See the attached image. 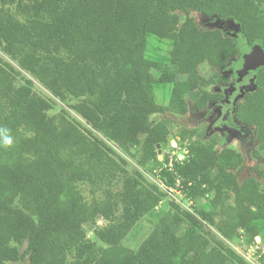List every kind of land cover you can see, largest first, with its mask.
<instances>
[{
	"label": "trees",
	"instance_id": "obj_1",
	"mask_svg": "<svg viewBox=\"0 0 264 264\" xmlns=\"http://www.w3.org/2000/svg\"><path fill=\"white\" fill-rule=\"evenodd\" d=\"M191 12L264 49V0H0V129L14 141L0 147V264H248L225 242L264 244V66L234 110L254 134V165L185 128V158L158 159L169 121L153 117L222 101L211 89L231 84L221 71L238 57L235 38L200 29ZM155 84L170 87L165 105ZM173 189L190 211L167 202L135 250L86 239L101 220L96 236L122 241Z\"/></svg>",
	"mask_w": 264,
	"mask_h": 264
},
{
	"label": "rangeland",
	"instance_id": "obj_2",
	"mask_svg": "<svg viewBox=\"0 0 264 264\" xmlns=\"http://www.w3.org/2000/svg\"><path fill=\"white\" fill-rule=\"evenodd\" d=\"M181 16H183V14H181ZM190 16L195 20L198 27L202 30L219 29L226 36L235 38L238 45V57L229 65L228 68L221 71V73L229 74L231 77V84L229 83L227 86H220L211 89V91H216L223 95L222 101L209 104L208 107L201 112L195 110L190 102L188 105V111L184 115L166 113L163 115H155L153 117L157 120L166 118L169 121L170 136L168 138V144L161 152L160 156L162 158L159 160H162L163 156H169L172 160H174V157L178 160L184 159L186 152L184 151L181 143H179V148L174 150L175 153L172 154L171 142L175 141L176 132L181 128H185L194 129L196 131V134L193 136L195 139L216 134L219 137V148L228 147L240 152L246 159V166L250 167L255 164V161L252 158V151L256 146L254 134L250 129L241 126L235 121L234 110L236 103L246 93L255 90L253 77L255 70L260 66H264V49L246 48L243 40L238 35L237 27L230 21L220 20L216 17H205L193 12L190 13ZM162 46L165 48L164 45ZM0 56H2L1 53ZM12 65L16 67V69H19L15 64L12 63ZM19 71L21 70L19 69ZM203 73H205V70H203ZM22 78H24L25 81L30 82L32 84V88L40 95L51 99V95L42 89L24 72H22ZM169 89L170 87L168 85H154L155 97L159 104L165 105V103H167ZM194 99L195 97L192 95L189 100L193 101ZM73 102L74 101H71L68 104ZM66 106V104L62 105L69 115L84 124L82 119ZM198 134H202V137L197 138ZM107 143L112 147V144L109 142ZM117 153L120 154V152ZM120 155L124 157V155ZM128 162L133 164L131 160ZM145 176L150 182L157 183L155 172L151 175L145 173ZM160 188L163 190L162 187ZM166 194V197L161 201V203H159V205L152 212L142 218V220L138 222L131 230L129 235L122 241L115 240L108 233L105 234L104 239L100 240L96 236V232L106 231L105 224L101 220L91 222L86 226V239L89 241H96V243L101 247H107L113 244H121L125 247H128L129 249L135 250L141 240L145 238L151 231L153 222H155L165 212L167 202L174 201L183 209L190 211L189 207L192 203L190 201L187 202V200L184 199V195L179 190L173 189ZM255 242V244H252L246 250H243L242 247L237 243H225L239 256H241L248 264H257L256 259L258 255L260 253H264V244H260V239L259 241L255 240ZM13 245L20 251H23V246L16 244ZM15 264H28V262L26 259H24Z\"/></svg>",
	"mask_w": 264,
	"mask_h": 264
},
{
	"label": "clouds",
	"instance_id": "obj_3",
	"mask_svg": "<svg viewBox=\"0 0 264 264\" xmlns=\"http://www.w3.org/2000/svg\"><path fill=\"white\" fill-rule=\"evenodd\" d=\"M14 145L13 137L7 129H0V147L12 148Z\"/></svg>",
	"mask_w": 264,
	"mask_h": 264
},
{
	"label": "built area",
	"instance_id": "obj_4",
	"mask_svg": "<svg viewBox=\"0 0 264 264\" xmlns=\"http://www.w3.org/2000/svg\"><path fill=\"white\" fill-rule=\"evenodd\" d=\"M172 143V145H171V149H172V154H174L175 152H174V150L176 149V148H178V142H175V141H173V142H171ZM185 158V157H184ZM175 160H177V161H182V160H178V159H175Z\"/></svg>",
	"mask_w": 264,
	"mask_h": 264
},
{
	"label": "water",
	"instance_id": "obj_5",
	"mask_svg": "<svg viewBox=\"0 0 264 264\" xmlns=\"http://www.w3.org/2000/svg\"><path fill=\"white\" fill-rule=\"evenodd\" d=\"M254 48H258V47L256 46V47H254ZM157 148H158V149H157V154L159 155V156H158V159H161V158H162V157L160 156V154H161V151H160V149H159V146H158V145H157ZM255 240H256V241H259V238L257 237V238H255Z\"/></svg>",
	"mask_w": 264,
	"mask_h": 264
}]
</instances>
